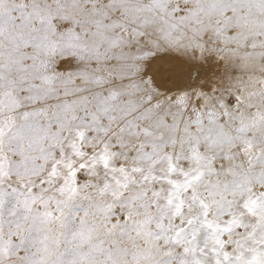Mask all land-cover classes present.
Wrapping results in <instances>:
<instances>
[{
  "label": "snow or ice",
  "instance_id": "1",
  "mask_svg": "<svg viewBox=\"0 0 264 264\" xmlns=\"http://www.w3.org/2000/svg\"><path fill=\"white\" fill-rule=\"evenodd\" d=\"M0 264H264V0H0Z\"/></svg>",
  "mask_w": 264,
  "mask_h": 264
}]
</instances>
